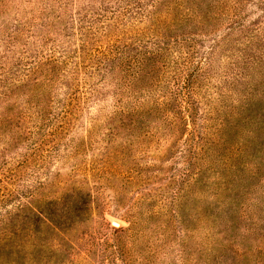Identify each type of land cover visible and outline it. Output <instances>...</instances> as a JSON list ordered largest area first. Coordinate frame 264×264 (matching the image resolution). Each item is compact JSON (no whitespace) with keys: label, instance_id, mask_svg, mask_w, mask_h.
<instances>
[{"label":"rangeland","instance_id":"rangeland-1","mask_svg":"<svg viewBox=\"0 0 264 264\" xmlns=\"http://www.w3.org/2000/svg\"><path fill=\"white\" fill-rule=\"evenodd\" d=\"M156 1L106 34L122 46L141 33L140 49L158 53L134 88L147 110H133V88L116 75L93 71V38L77 27L94 0L67 7L68 28L50 32L37 20L40 3L0 1V113L37 119L43 109L48 120L37 121L46 140L22 169L12 155L6 166L0 158V180L16 198L0 209L9 227L0 264H201L222 256V264H264V43L228 29L231 3L213 28L166 36L170 44L179 38L181 51L165 70L152 19L172 0L157 10ZM244 8L249 29L260 31L264 13ZM4 29L15 46L1 43ZM193 64L199 69H182ZM10 214L21 216L15 225Z\"/></svg>","mask_w":264,"mask_h":264},{"label":"trees","instance_id":"trees-1","mask_svg":"<svg viewBox=\"0 0 264 264\" xmlns=\"http://www.w3.org/2000/svg\"><path fill=\"white\" fill-rule=\"evenodd\" d=\"M1 1V0H0ZM35 1L39 4L41 8V16H38L37 20L39 22L47 21L45 25L42 26V30H48L50 32L54 27L62 28L63 31L68 28V18L69 16V10L67 7L70 5H73V3H76L80 0H29ZM95 5L90 6L91 9L85 8L81 9L79 13V22L80 26L77 27L79 32L82 34L83 37H90L93 38V47L89 49L91 60V66L95 69L93 71L98 72L99 76L109 77L108 74L116 75L114 80L116 82H120L122 84V87H125L126 90H131L133 88V110H147L144 109L143 106H145L142 103H139L136 101V91L134 90L135 84L140 82L141 74H144L148 70V66L151 61L155 59L158 53H152L147 50L140 49L142 34L139 33V37H134L133 39L134 43L130 44H123L122 46H115L117 45V42L120 43L121 39L118 38V40H109L111 37L106 34L111 31L112 27H115L116 24L121 21L120 25L124 24L128 20L133 19V13L135 17L141 18L147 11V5H145L143 2L146 3V0H133V5H136L133 9V12L130 11L131 9L128 8L127 12H123L119 9V7L115 8L114 2L117 5L118 0H94ZM160 0L156 1L153 5L154 9L157 10L158 4H160ZM162 3V2H161ZM231 3L233 5H236V7L233 9L231 8ZM245 3H249V5H256L258 9L264 13V0H172L168 3L166 6V10L164 12L158 11L154 18L152 19L153 28L152 32L155 33L153 35L154 39V45L158 48V52H160V56H162L161 60H165L166 62L169 60V65H162V68L167 70L170 67L177 65L178 63L175 61H171L172 57H176L173 54L179 53L181 51L179 47V38H175L177 40V44H170L167 43V35H171L177 31H181L183 29H197L202 28L204 30L211 29L214 26L217 25V19L220 17L227 16L230 11H232V18L230 19V25L228 27L229 30H244V32H247L250 34L249 39L251 41L256 40L257 42L264 43V24H262V27L260 31H257L254 33L253 29L250 30L251 26L245 22L246 15L248 12H246L244 5ZM108 5H111L112 7L108 8ZM97 8V9H96ZM136 9V10H135ZM228 13V14H227ZM3 13H0V16L3 17ZM53 16V18H52ZM121 19V20H120ZM127 20V21H126ZM4 26V23H3ZM27 28V27H22ZM8 29V28H7ZM4 29V34L2 36L1 43L4 44L6 47L11 48V46L16 45V38L14 32H11L10 30ZM247 30V31H246ZM62 31V30H61ZM62 31V32H63ZM40 34V36L43 34V32L40 30L37 32ZM23 34V33H22ZM50 34V33H49ZM25 35V34H23ZM105 35V36H104ZM99 36H102V38L108 39V42L106 45H104V42L101 38H98ZM23 38V36H21ZM46 37V35H44ZM27 38V37H26ZM173 41H176V40ZM190 42L191 39L184 40V42ZM139 43V44H137ZM104 45V46H102ZM94 46H97V48H94ZM100 49H99V47ZM177 46V47H176ZM103 47L105 48L104 50ZM139 47V48H137ZM212 51V50H211ZM188 55V53H186ZM181 61L188 60V58H182L180 56ZM203 59V58H202ZM208 59V58H207ZM206 59V60H207ZM58 66L59 62L54 63ZM171 64V65H170ZM64 65L67 66L65 63ZM176 68V66H175ZM174 68V69H175ZM185 71H195L199 69L198 64L191 65L190 68H182ZM161 74V81L163 83V86L165 84L170 83L168 81V77L165 78V76L168 75L167 71H165ZM52 73H54L52 71ZM175 74L178 77L181 75V73L176 72ZM165 78V79H164ZM189 84L191 81L189 78H185ZM54 81V77H52L51 82ZM23 82L25 80L23 79ZM156 86H160L161 82L156 81ZM156 87V88H157ZM165 88V87H164ZM7 90H12L11 87ZM14 92V90H12ZM160 102V100L155 101ZM43 109H40L37 115V119L32 118V115L22 114L19 117H13L9 113L2 114L0 113V140L2 143V152L0 153V158L4 166H6L9 161L8 157L9 155H12L10 158V163L14 162L18 166L19 169H22L23 166L28 163V160L32 158L36 154V147H37V141H45V138H42L43 130H44V123L41 125V127H36V123L38 120H46L45 115L43 114ZM64 115L68 113V108L66 106L63 107ZM138 116V114H137ZM58 119V116H56V120ZM9 122L11 124L9 125ZM35 125V126H34ZM56 133V131H54ZM54 133V135H55ZM39 135H41V138H39ZM40 142V143H41ZM58 146V145H57ZM18 151V153L14 151ZM11 173L15 172L16 170L11 169ZM4 184L0 180V209L6 208L10 202H12L14 199H16L12 193L10 192L7 194L4 189ZM21 206V207H20ZM18 208L19 210L21 208H24L26 205L21 204ZM7 213V212H6ZM5 213V214H6ZM5 214H0V234L5 233L9 229L7 226L8 221L6 219ZM10 218L12 217V223L14 224L16 221H19L21 216L20 215H14L10 214ZM16 216V217H15ZM6 219V221H5ZM51 221V220H49ZM3 224H5V227H3ZM15 225V224H14ZM12 227V225H11ZM5 239H0V255L5 250ZM241 255H239L240 257ZM226 259V256H222L221 258L215 260V259H206V258H200L199 261L201 264H222V261Z\"/></svg>","mask_w":264,"mask_h":264},{"label":"water","instance_id":"water-1","mask_svg":"<svg viewBox=\"0 0 264 264\" xmlns=\"http://www.w3.org/2000/svg\"><path fill=\"white\" fill-rule=\"evenodd\" d=\"M113 225L116 227V228H118L120 225L118 224V223H113Z\"/></svg>","mask_w":264,"mask_h":264}]
</instances>
